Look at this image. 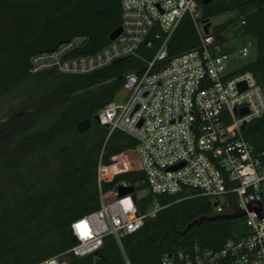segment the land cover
Segmentation results:
<instances>
[{
    "label": "trees",
    "instance_id": "obj_1",
    "mask_svg": "<svg viewBox=\"0 0 264 264\" xmlns=\"http://www.w3.org/2000/svg\"><path fill=\"white\" fill-rule=\"evenodd\" d=\"M196 1L202 21L235 14L211 32L223 43V33L237 26L241 38L253 41L255 60L241 72L251 73L264 95V0ZM120 2L0 0V264H42L55 257L60 264H161L165 255L179 250L219 251L225 240L246 235L242 220L221 219L181 236L188 225L211 218V199L144 193L136 201L139 213L154 203L159 210L141 229L123 236L121 245L106 236L94 254H65L73 245L67 236L71 224L100 208L99 163L109 165L137 145L124 132L109 134L94 117L122 90L126 74L145 69L166 36L159 32L160 38L152 39L150 48L141 47L137 57L84 75L33 73L30 60L73 39L83 40L75 55L97 53L121 25ZM199 45L194 24L185 17L166 42L162 64ZM85 120L90 128L80 133L77 124ZM242 136L264 163V115L251 121ZM133 177L115 176L101 188L109 193ZM144 189L142 184L136 192Z\"/></svg>",
    "mask_w": 264,
    "mask_h": 264
},
{
    "label": "built area",
    "instance_id": "obj_2",
    "mask_svg": "<svg viewBox=\"0 0 264 264\" xmlns=\"http://www.w3.org/2000/svg\"><path fill=\"white\" fill-rule=\"evenodd\" d=\"M120 7L121 33L97 53L75 55L83 40L73 39L30 60L33 73L84 75L137 57L141 47L150 48L152 39L160 38L159 32L166 36L141 73L124 76V103L112 101L96 115L109 134L124 132L137 145L109 165L99 163L100 208L71 224L76 241L65 254H94L106 236L121 245L123 236L141 229L159 210L154 203L140 214L136 201L141 194H197L211 199V218L243 214L238 220L246 235L225 240L219 251L179 250L165 255L161 264H264V163L242 136L251 121L264 115V95L254 76L241 72L243 67L229 69L248 58L253 41L231 57L211 26L204 33L209 22L202 21L196 0H121ZM185 17L193 22L200 45L162 64L166 42ZM125 173L143 175V180L120 182L103 192L102 183ZM142 184L145 189L136 192ZM128 187L135 190L134 200L131 194L118 195ZM42 264L60 263L55 257Z\"/></svg>",
    "mask_w": 264,
    "mask_h": 264
},
{
    "label": "rangeland",
    "instance_id": "obj_3",
    "mask_svg": "<svg viewBox=\"0 0 264 264\" xmlns=\"http://www.w3.org/2000/svg\"><path fill=\"white\" fill-rule=\"evenodd\" d=\"M229 16L235 17V14H230V15L223 14V15H219L217 17L212 18L209 22L211 29H212V27H214L216 25L224 23L228 19ZM236 30H237V26L230 28V29H228V31L223 33L224 41H223L222 48H223V50L227 51V53L231 57H234L233 55L235 53H237L238 49H240V47L243 44H245L247 41H251L250 38H248V39L247 38L246 39L241 38L238 35V33L236 32ZM249 50H250V54H249L248 58H243V59L239 60L237 63H235L234 66L233 65L229 66V69H232V67H244L245 65L253 62L255 60V48H254V46L250 47ZM126 96H127L126 91H124L122 89L115 96L113 102L116 105H122L125 101ZM18 122L19 121H17V123Z\"/></svg>",
    "mask_w": 264,
    "mask_h": 264
},
{
    "label": "water",
    "instance_id": "obj_4",
    "mask_svg": "<svg viewBox=\"0 0 264 264\" xmlns=\"http://www.w3.org/2000/svg\"><path fill=\"white\" fill-rule=\"evenodd\" d=\"M200 1H201L202 5H207V4H210V3H212V2H214L216 0H200ZM209 26H210V24L208 23V25L204 28V33L205 34L208 33L207 28ZM120 33H121V28L119 27L114 32H112V34L109 36V40L110 41L115 40L120 35ZM94 121H96L98 123V117L97 116L94 117ZM89 128H90V122L88 120L81 121V122H79L77 124V129H78V131L80 133L87 131ZM242 129H244V126L242 127ZM130 156L134 157V154H131ZM142 180H143V175H138V176H135V177L132 178L131 183L132 184L139 183ZM134 191L135 190H134L133 187L120 188L119 191H118V195H119V197H124L126 195L131 194V197L134 200L135 199ZM242 215L243 214H235V215H232V216L223 215V216H215L213 218L202 217L198 221H195L192 224L188 225L187 228L184 230V232L181 233V236L184 235L187 231H189L192 227L200 226L203 222H214L216 220H221V219H223V220H238V219H240L242 217ZM67 236H68L69 241L72 244L75 243L76 239L73 236L72 231H71L70 228L68 229ZM169 257H170V255H169Z\"/></svg>",
    "mask_w": 264,
    "mask_h": 264
}]
</instances>
